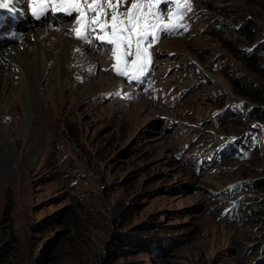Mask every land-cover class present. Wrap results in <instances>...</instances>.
<instances>
[{"label":"rangeland","instance_id":"374dc122","mask_svg":"<svg viewBox=\"0 0 264 264\" xmlns=\"http://www.w3.org/2000/svg\"><path fill=\"white\" fill-rule=\"evenodd\" d=\"M134 14L131 46L112 38L125 60L138 38L148 56L126 86L82 96L74 75L54 128L7 132L33 161L0 185V264H264V120L250 114L264 107V0H162Z\"/></svg>","mask_w":264,"mask_h":264},{"label":"bare ground","instance_id":"6f19581e","mask_svg":"<svg viewBox=\"0 0 264 264\" xmlns=\"http://www.w3.org/2000/svg\"><path fill=\"white\" fill-rule=\"evenodd\" d=\"M19 1L21 0H15L9 6L17 13H21L22 9L17 5ZM3 17H6V12L3 13ZM91 19H88L86 15L80 16L71 27H68L65 16L61 15L55 19L50 17L52 26L43 24L48 27L28 30L21 40L10 44H0V185L6 183L8 179L6 172L10 171L13 165L16 167V171H19V168L32 165L33 161L26 142L23 145V154L15 157L14 149L7 146V143L12 140L16 146L20 139L8 137L7 132L17 134L13 132L14 129L22 131L26 127L30 130L35 125L47 130L54 128L56 121L53 117L59 118L60 110H64L62 106L66 97L62 94L74 81V75L81 79L80 83L77 82L76 90H81L80 86L83 83L89 85L87 91L81 92L82 96L89 97L96 93L95 90L99 93L111 90L118 92L122 85H125L120 82L122 78L119 72L123 71L127 76L132 75L134 71L139 70L135 67L139 61L147 62V54H141V52L139 55L135 53L133 58L125 60L126 54L120 44L113 47L116 42L109 43L112 38L117 39L118 35L117 33L116 36H113L111 28L107 34H93L96 30H101L95 25L94 29L88 33V37H92L91 42L86 43L77 33L81 32L82 24L87 22L89 25ZM62 21L64 22L60 25L59 22ZM28 34L32 39L36 38V42L30 43L25 40L23 43L24 37ZM107 35H109L108 39ZM17 44L19 45L16 46ZM22 45L26 46L25 52L20 50ZM11 46L15 47L12 50L4 49ZM103 46L105 49L101 51ZM135 46L137 47V43ZM94 49L96 50L94 51ZM87 50H93L97 55L86 57ZM113 50H115V55ZM12 51H15L13 55ZM101 55L109 57L107 60L101 59ZM96 67L101 69L100 74L92 78L91 72ZM149 68L150 66L147 64L142 70L147 72ZM15 76H18L16 80H14ZM126 83L128 82L126 81ZM135 83L134 90H128L130 92H125L124 96L128 98L139 93L140 83ZM124 105H121L122 108Z\"/></svg>","mask_w":264,"mask_h":264},{"label":"snow or ice","instance_id":"6c2138e0","mask_svg":"<svg viewBox=\"0 0 264 264\" xmlns=\"http://www.w3.org/2000/svg\"><path fill=\"white\" fill-rule=\"evenodd\" d=\"M15 2V0H0V10H8L12 11V9L9 7ZM149 3V4H160L162 0H131L129 4V0H28L29 7L31 8V5L33 4H51V5H64V4H73V5H100V4H107L109 8L112 9V14L109 17V14L105 12L102 8L97 10L96 8H93L89 6L87 9L89 12H96L97 16L103 15L105 17H108L104 21V23H101L99 19L93 18L89 21V25H96L98 26L101 31H103L105 28H111L112 35L116 36L119 32L121 35L124 33H127V36L123 37L122 42H126L129 47L131 46V36L136 32V29L140 22V16L134 14V10H137L138 6L143 3ZM177 4H180L181 2L187 4L189 3V0H175ZM127 4V11L120 13L116 11V8L114 6L124 5ZM61 10V9H56ZM117 24H119V28H117ZM92 29L89 27V31ZM78 36H80V33H77ZM140 35L144 36V38H147L148 33H141ZM83 38V37H81ZM102 39V37H101ZM91 42V41H89ZM109 43H114V41L110 40ZM137 52L136 55L140 54V39H137ZM146 52V49H145ZM113 54L115 55V50H113ZM131 53H126V55H130ZM120 75H126L124 72H120ZM133 80L137 79V77H132Z\"/></svg>","mask_w":264,"mask_h":264},{"label":"trees","instance_id":"16d2710c","mask_svg":"<svg viewBox=\"0 0 264 264\" xmlns=\"http://www.w3.org/2000/svg\"><path fill=\"white\" fill-rule=\"evenodd\" d=\"M246 27H247V29H250V26H246ZM238 87H241V91L238 90V92L240 94H243L245 96H249V97H251L254 100L259 98L258 93L255 92L257 87H254V88L247 87V84L245 82H243V81L239 82V85H237V84L235 85L236 89ZM250 114H251L252 117H254V118H256V119H258L260 121L264 120V107L254 108V109L251 110ZM115 253H116V250H110V251H108V256L109 257H111V255L114 256ZM106 263H109V262H106Z\"/></svg>","mask_w":264,"mask_h":264}]
</instances>
